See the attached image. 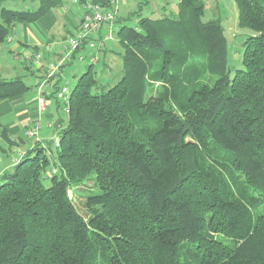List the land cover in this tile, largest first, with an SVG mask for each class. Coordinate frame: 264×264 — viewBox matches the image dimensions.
I'll return each instance as SVG.
<instances>
[{
  "label": "trees",
  "instance_id": "1",
  "mask_svg": "<svg viewBox=\"0 0 264 264\" xmlns=\"http://www.w3.org/2000/svg\"><path fill=\"white\" fill-rule=\"evenodd\" d=\"M234 1L253 33L233 71L204 0L116 25L119 79L90 62L55 151L34 141L0 179V264H264V0ZM59 5L1 7L0 44ZM30 88L0 75V101Z\"/></svg>",
  "mask_w": 264,
  "mask_h": 264
},
{
  "label": "rangeland",
  "instance_id": "2",
  "mask_svg": "<svg viewBox=\"0 0 264 264\" xmlns=\"http://www.w3.org/2000/svg\"><path fill=\"white\" fill-rule=\"evenodd\" d=\"M141 0H118L116 16L120 18V20L116 23L119 25L121 23H127L129 25H133L136 23L139 16L135 14H131L135 12L139 8V2ZM205 1V11L203 15V19L207 20L209 18H219L221 20L224 31H227L232 39L228 43V54L229 61L228 64L230 69L233 71L235 68L241 65L242 58V41L253 31L249 28L239 27L237 24V7L234 0H204ZM153 3H145L142 6L141 14H148L150 12V7H156L157 12L151 13L152 18H156L161 16V5L159 0H153ZM40 0H1L0 7L5 6L10 9H18V10H34L38 7ZM177 3V2H176ZM167 9L170 8L175 12L177 10V5H172L168 3ZM60 5L72 9V1L71 0H60ZM153 5V6H152ZM168 10V11H169ZM164 14L169 15L170 13ZM130 15V18H125ZM22 23H16L15 29L12 32L15 39H21L24 30L22 29ZM113 23L105 22L102 27L97 31L98 33H93L95 38V44L97 46V60L93 62L90 67L92 74L95 75L99 82L105 84H112L117 81L120 77L121 70V60L119 58V52L121 51V45L119 43L117 34H116V26ZM28 27L33 28L32 24H27L25 31L28 32ZM34 31V28H33ZM111 31L112 38L108 40H104L103 37L105 33ZM36 35L33 33V36ZM99 35L101 37L99 38ZM36 38V37H35ZM37 39V38H36ZM43 42V39H40ZM67 38L60 41L61 44L66 43ZM60 44V45H61ZM13 52L9 50V46L6 41L0 44V75L5 78L14 77L16 75H22L23 79L28 85H35L36 83H40L43 78V74L40 71L30 72L29 69L24 68L25 64H28L30 68H32V64L29 62H25L20 56L15 57ZM89 65L88 58L84 60H77L75 58L72 59L70 63H66L61 67V72L59 75H55L48 83V89L53 91L54 83L57 82L58 88L53 91V94L49 97H46V110L44 113H52L55 115V118L61 119V125L64 126L67 122V115L63 111V103L60 97V87L63 85H67L68 88H72L75 84L78 76L84 72ZM46 77V73L44 74ZM36 84V85H37ZM45 89L44 86H42ZM26 96H36L35 92L32 91V88L28 89L24 92ZM60 125V126H61ZM24 142L30 141L33 139L34 141L38 139L31 138L29 136L22 135ZM40 138V136H39ZM58 139L55 138V141H50L48 144L49 149L46 151L47 153L55 151V145L57 144ZM55 144V145H54ZM55 169V168H54ZM92 182H87V185H91ZM83 191H87L86 189ZM81 191V192H83ZM85 196H81L83 199Z\"/></svg>",
  "mask_w": 264,
  "mask_h": 264
},
{
  "label": "crops",
  "instance_id": "3",
  "mask_svg": "<svg viewBox=\"0 0 264 264\" xmlns=\"http://www.w3.org/2000/svg\"><path fill=\"white\" fill-rule=\"evenodd\" d=\"M152 1L153 0H147V3H153ZM177 1L178 0H159V5L167 8V5H169L168 3L176 5ZM169 11H172L171 8ZM156 12V7H150V12L147 13L156 14ZM160 14H163L162 9ZM81 18L82 10L75 5H72L71 10L61 5L52 8L39 20L30 23H22V29L24 32L21 39H15L11 32L9 36L11 41H7L6 39L9 50L14 54H17L14 55L15 57H22L21 59H23L26 63L29 62L32 64V54L38 51H42L45 58L50 60L53 58L58 46H60V41H63L64 38L66 39L73 32L74 28L79 24ZM27 24H32L34 31L33 28L28 27V32H26L25 28ZM114 24L116 25V22H114ZM14 29L15 25L12 31ZM33 33L36 35L33 36ZM96 33L98 32L96 31ZM100 37L101 35H99V38ZM40 39H43V42ZM87 53L89 54V50ZM70 62H65L64 64ZM24 68L29 69L31 73L35 71L33 65L32 68H30L28 64H25ZM36 71H40L43 74V78L41 79L42 82L45 79V71ZM41 82L32 86V91L35 92L36 96H26L25 93H23L0 101V130H4L10 137V140H8L0 133V179L4 174L11 171L24 152L34 146L33 139L28 141L26 144L22 135L25 136L24 131L29 122L39 116L36 107V100L39 95L38 87ZM46 90L48 95L45 93V97H49V95H51V90L48 89V86H45L44 91ZM41 117L44 118L45 121L49 122H47L49 124L48 126H43L40 138L38 139L40 144L42 146L44 145L46 148L50 141H55V138L57 137L56 129L61 124V119L58 117L55 118V115L52 113H43Z\"/></svg>",
  "mask_w": 264,
  "mask_h": 264
},
{
  "label": "built area",
  "instance_id": "4",
  "mask_svg": "<svg viewBox=\"0 0 264 264\" xmlns=\"http://www.w3.org/2000/svg\"><path fill=\"white\" fill-rule=\"evenodd\" d=\"M73 5L82 10V18L74 28L73 32L67 37V42L58 46L52 59L47 60L42 53L38 51L32 54L31 62L35 70H44L45 79L39 84V95L36 100V107L39 113L37 118L32 119L25 128V135L34 139H39L43 126H48L49 122L45 121L41 115L46 110L47 90L44 91L42 86H47L49 78L59 71L60 66L65 62L72 61L73 58L83 60L88 58L89 62L97 60V46L93 33H96L105 22L113 23L116 18V10L118 0H71ZM111 31L105 33L103 39H111ZM7 41H11L8 36ZM89 50V54L87 51ZM87 53V55H86ZM60 97L63 103V111L65 114L69 112V96L70 88L67 85L60 87ZM48 95V94H47ZM48 122V123H47ZM56 169H54L55 171Z\"/></svg>",
  "mask_w": 264,
  "mask_h": 264
},
{
  "label": "water",
  "instance_id": "5",
  "mask_svg": "<svg viewBox=\"0 0 264 264\" xmlns=\"http://www.w3.org/2000/svg\"><path fill=\"white\" fill-rule=\"evenodd\" d=\"M223 35L225 36L227 43H229L232 39L231 35L227 31H224Z\"/></svg>",
  "mask_w": 264,
  "mask_h": 264
}]
</instances>
